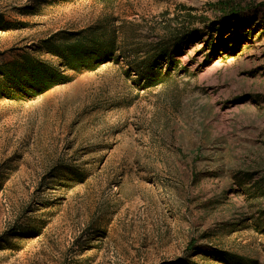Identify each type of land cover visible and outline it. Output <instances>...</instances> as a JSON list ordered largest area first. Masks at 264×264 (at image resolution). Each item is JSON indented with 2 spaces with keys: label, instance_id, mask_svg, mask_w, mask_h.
Listing matches in <instances>:
<instances>
[{
  "label": "rangeland",
  "instance_id": "obj_1",
  "mask_svg": "<svg viewBox=\"0 0 264 264\" xmlns=\"http://www.w3.org/2000/svg\"><path fill=\"white\" fill-rule=\"evenodd\" d=\"M262 4L0 0V264H264Z\"/></svg>",
  "mask_w": 264,
  "mask_h": 264
},
{
  "label": "trees",
  "instance_id": "obj_2",
  "mask_svg": "<svg viewBox=\"0 0 264 264\" xmlns=\"http://www.w3.org/2000/svg\"><path fill=\"white\" fill-rule=\"evenodd\" d=\"M264 7V4H262ZM82 33H77L73 43H68L67 39L64 40L63 44H60L55 49V56L59 59L60 65L69 70H80L82 68H94L99 64V45L94 42L93 38L82 37ZM188 39H191L192 36L188 34ZM185 38H182V43L185 41ZM51 41V40H50ZM166 56V50H161L158 53V58ZM14 63H11L9 66H12ZM26 76H24L25 83L29 87L27 92L41 93L52 87L55 84L68 82V78L64 75L63 72H53L51 68L42 63H35L28 68ZM153 71V68L150 66L147 70L145 76L146 84L150 83L151 85H157L162 78L158 79L157 73ZM216 257L221 259L223 264H233L229 259H224L221 257V253L216 251L214 253ZM220 255V256H218ZM226 256V255H225Z\"/></svg>",
  "mask_w": 264,
  "mask_h": 264
}]
</instances>
